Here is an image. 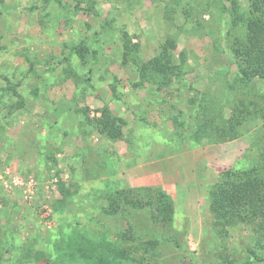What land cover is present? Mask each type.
Here are the masks:
<instances>
[{
	"label": "rangeland",
	"instance_id": "1",
	"mask_svg": "<svg viewBox=\"0 0 264 264\" xmlns=\"http://www.w3.org/2000/svg\"><path fill=\"white\" fill-rule=\"evenodd\" d=\"M86 1H0V264H72L74 230L156 240L133 264H264V235L210 210L223 173L262 146L264 81L233 87L232 8L250 0ZM242 104L254 114L238 137L200 134L203 117L226 125ZM106 106L120 139L98 127ZM60 181L74 193L62 205ZM140 187L171 196V226L148 204L106 212V192Z\"/></svg>",
	"mask_w": 264,
	"mask_h": 264
},
{
	"label": "trees",
	"instance_id": "2",
	"mask_svg": "<svg viewBox=\"0 0 264 264\" xmlns=\"http://www.w3.org/2000/svg\"><path fill=\"white\" fill-rule=\"evenodd\" d=\"M76 1L79 9H83L81 4L84 2L89 3L86 0ZM232 13L235 23L243 28V36H237L232 46L237 68L233 87L244 89L256 79L264 81V0H250L246 10L242 9L238 1H234ZM253 114L243 105L233 110V116L226 125L217 127L205 116L201 120L199 132L204 136L220 129L217 131L219 138H236L240 135V128ZM124 122V119L114 115L108 106L102 109L101 116L97 118L100 131L114 140L123 137ZM258 142L262 146L256 163L246 170L225 171L210 190V210L224 229L246 224L264 235V135L258 137ZM59 189L62 205L71 199L74 193L64 181H60ZM106 197L109 200L106 208L108 214L121 213L128 206L142 208L148 204L154 221L167 226L174 222V200L162 189H117L106 192ZM61 205L57 209L61 208ZM125 241L133 243L128 245ZM156 244L154 239L144 242L139 237H129L127 233L123 240L94 239L83 231L74 230L63 237L61 262L68 260L72 264H133L137 260L134 253L138 252L141 245L148 254ZM44 255L45 252H41L40 258Z\"/></svg>",
	"mask_w": 264,
	"mask_h": 264
}]
</instances>
